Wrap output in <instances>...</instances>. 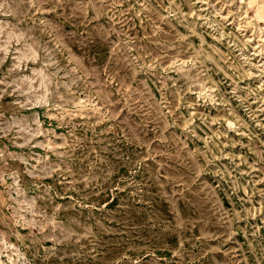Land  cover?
<instances>
[{
  "label": "rangeland",
  "instance_id": "rangeland-1",
  "mask_svg": "<svg viewBox=\"0 0 264 264\" xmlns=\"http://www.w3.org/2000/svg\"><path fill=\"white\" fill-rule=\"evenodd\" d=\"M263 3L0 0V264H264Z\"/></svg>",
  "mask_w": 264,
  "mask_h": 264
},
{
  "label": "bare ground",
  "instance_id": "bare-ground-1",
  "mask_svg": "<svg viewBox=\"0 0 264 264\" xmlns=\"http://www.w3.org/2000/svg\"><path fill=\"white\" fill-rule=\"evenodd\" d=\"M260 6V5H259ZM258 6V7H259ZM260 8H261V10H263V11H261L262 12V14L264 13V3L262 4V6H260ZM264 16V15H263ZM262 17V16H261ZM262 20H264V19H262Z\"/></svg>",
  "mask_w": 264,
  "mask_h": 264
}]
</instances>
